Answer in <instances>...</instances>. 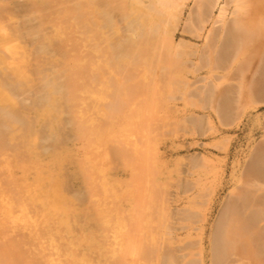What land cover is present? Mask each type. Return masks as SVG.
Wrapping results in <instances>:
<instances>
[{"label":"bare ground","instance_id":"obj_1","mask_svg":"<svg viewBox=\"0 0 264 264\" xmlns=\"http://www.w3.org/2000/svg\"><path fill=\"white\" fill-rule=\"evenodd\" d=\"M189 1L0 0V228L21 220L12 216L14 210L27 215L30 224H37V228H40V223L41 227L47 226H44V231L35 228L25 233L21 229L24 234L20 233L16 239L6 240L1 236L0 264H180L181 258L171 250L185 243L177 242L173 237L174 229L164 223L168 212L159 213L157 219L161 225L156 235H152V230L150 232L149 227L153 226L150 223L146 224L149 225L146 234L141 230L140 233L134 231L137 235L131 233L133 237L126 235L129 240L125 248L126 244L130 247L132 243V246L138 244L143 247L135 250L134 246L131 251L139 250L137 254H123L124 251L120 250L119 254L114 249L106 252L105 244H109L106 238L111 236L98 228L104 225L113 227L114 216L124 213L130 216L131 209H135L131 206L126 211L118 200L115 203L114 197H104L107 188L122 182L116 179L121 170L115 174L116 178L104 177L102 185H97L95 173L89 167L92 160L85 161L83 157L75 156L79 149L86 153L95 149L93 146L107 136L108 140L113 137L116 144L110 145L111 149L108 147L110 151L105 152V157L112 156L111 161L114 157L119 158L113 159L117 162L126 159L129 148L123 137L124 128L129 125L126 124L130 115L127 109L136 97L139 98L141 91L146 92L151 87L161 90L162 98H156L159 104L183 100L186 105L200 110L210 108L215 110L219 123L225 128L255 116L251 122L260 123L264 129V115H254L260 106H264V0H226L223 5L222 0H195L196 9L190 11L186 22L184 20L182 33L186 36L176 42L175 34L183 22ZM186 38L202 39V43ZM199 71H206L207 76L191 81L189 75ZM140 75L146 79L144 84L135 80ZM100 86L102 89L97 88ZM157 88L156 91L159 90ZM99 92H103V103L100 100L98 102L101 103H96ZM153 95L156 93H148L151 101L155 100L151 97ZM144 96L142 94L140 100L136 98L137 102H144L147 98ZM100 104L105 109V115L101 113L105 118L104 121L98 119V123L93 116L101 108L98 107ZM189 116L182 117L184 121H180L184 130L203 136L210 130V133L218 131L214 125H209L210 130L206 129L207 115ZM128 127L130 129L131 126ZM262 137L253 149H249L237 177V185L229 194L231 197L224 201L216 224L215 230L218 231L214 232L218 235H211L213 252L218 239V253L214 252L218 257L212 259L211 264H232L228 262L230 259L223 261V255L227 253L221 252V246H226V243L233 258H237V264H264ZM76 143H79V149ZM189 162L197 170L203 164L198 156L190 157ZM58 173L61 176L57 178ZM130 177L135 178L133 172H130ZM70 181L77 184L75 191L66 186ZM48 184L45 190L43 186ZM194 184L199 189L195 199L209 196L208 188L204 189L206 186ZM184 185L191 188L193 183L187 180L181 185L182 190ZM37 186L41 195L39 198L35 196L38 198L35 201L33 196ZM104 186L105 194L97 189ZM50 187L56 190H50ZM53 196L70 203L69 208L59 213L54 207L56 212H50L52 207L49 206L55 202ZM28 202H36L34 209ZM196 207L177 212L182 229H190L192 221L199 218ZM107 209L108 217L102 222V214ZM42 218L46 222L44 225L37 221ZM61 228L71 235L79 230L77 234L83 237L80 241L79 238L74 239L75 236L68 240L64 235V241H69V244H61L64 239ZM42 233L49 236L50 246H46V240V244L40 243L48 253V249L54 253L47 254L43 249L47 255L43 254L42 246L41 253L32 252L38 247L40 237H37ZM97 236L101 237L97 238L98 241ZM215 236L218 237L216 240ZM220 237L225 239V245H222ZM83 242L87 247L79 256L76 250H70L76 243L78 248L81 247ZM191 246H196V243L186 242L183 249L192 250ZM16 251L17 255L8 257ZM54 254L66 260L58 258L60 261L56 262ZM109 254L111 257H107ZM203 259L195 258L183 261V264H203Z\"/></svg>","mask_w":264,"mask_h":264},{"label":"rangeland","instance_id":"obj_2","mask_svg":"<svg viewBox=\"0 0 264 264\" xmlns=\"http://www.w3.org/2000/svg\"><path fill=\"white\" fill-rule=\"evenodd\" d=\"M221 2H222L221 5H223L226 2V0H222ZM193 9H196V3H195V0H190L188 2L187 7H186L185 12H184L183 22L181 23L179 29L177 30V32L175 34L176 42H179L181 39L184 38V36H186L182 33L183 32V26L185 25L184 20L186 22V18L190 14V11H192ZM217 13H218V11H217ZM186 39L188 41L196 42L200 45L202 43V39H196V40H191L189 38H186ZM205 76H207L206 71H199V72L192 73L189 75L191 81H193L195 79L202 80ZM140 77H142V76L140 75L138 77V79L137 78L135 79V80H137L136 82L139 83L138 80H140V82L144 84L146 82L145 81L146 79H144L143 77L142 78H140ZM141 79L143 82L141 81ZM146 86H148V85H146ZM146 86H145V89L147 88ZM97 88L99 89V88H101V86L97 87ZM155 89H153V87H151V88L147 89L146 92H145V90H143V93L141 91L139 94V98H141L142 94H143V96L146 95V97H147L146 99H144V102L143 101L137 102L136 98H138V97H136L134 99V101L135 100L136 101L135 102L133 101L134 104L131 103L132 105L130 104V107L127 109V113H129V111H130V115L132 113V116L129 115V118H126L128 122L131 120V123H128V122L126 123V124H129L128 126H131L130 129L128 126H126L124 128V131L126 133L124 132L125 137H123V138H124V141L126 140L125 145H127V147L129 148V150H128V148H126L128 150V154L125 155L126 159L123 158L125 161L124 160L122 161V159H121V161L118 160L119 162H117V160L114 161L113 159L116 158V157H114L112 159V161L114 162L113 163L111 161L112 156H110L111 158L105 157V152L109 153L110 149L112 148V146H110V145L115 143V142H113V140H114V139H112L113 137H109L110 138L109 140H111V142H110L108 140L107 136H105V138L102 141L104 143L103 146L105 147L104 150H103V146H101L102 145V142H101L100 144H98L96 146L94 145L93 148H95V149H91L92 151L90 150V152L86 153L87 151L84 150V152H85L84 153L83 149L81 150V149H79V147H77L79 145V143H76L77 144L76 147H77V149L80 150V152L78 154V151L75 147V150L77 151L75 158H78V157L82 158L83 157L82 160H84V159H85V161L92 160V162L91 161L90 162L92 164L95 163L94 164L95 167L92 164L91 165L89 164V167H91V170L95 173L97 185H99V184L102 185V180H103L102 178H104V177L116 178L115 174L119 170H121L118 173L119 178H116V179H121L122 182L115 183L113 186L109 187V189L107 188L106 190H108V191H105V192H106V195L107 194L108 195L107 196L104 195V197H106L108 199L114 197L115 203L118 200V202L122 203V208L126 211L131 209V206L134 207V209H135V210L131 209L130 216H128L125 213H124V215L114 216L112 218L113 227L111 225H108L105 227V225H104L103 227L98 228V229L104 230L107 233V235L111 236V237L108 236L109 238H106V239H108L107 241H109L108 242L109 244H107V242L105 244V245H107L106 246L107 247L106 252H108V251L111 252V250L114 249L115 251H117V253L123 252V251H124L123 254L125 252H133L134 253L136 249H139V246H140V248L142 246L137 244L138 245V248H137V245L134 244V246H136L135 250L131 251L134 248V246H132L133 243L129 244V245H131L130 247L127 246L129 239L125 238V237H127L126 235L129 234V236H130L131 233L133 235H137V234H134L135 233L134 231H138L140 233L141 230H143V233L146 234L147 231L149 232V230L146 229V227H149V225H146V224H149V223L153 224V226H154L153 227L151 225L152 227L151 226H150L151 228L149 227L150 232L152 230V235H156L157 231H160L158 229V227L161 225L160 219H157L159 213L162 214L164 212H168V215L165 217L164 223H166L167 226L174 229V232H173L174 236L173 237L175 238V240L177 242L181 241V243H185V244H186V242H187V244H193V242L196 243V246H191V247H193L192 250L183 249V246L185 244H182V246H180V247L175 246L176 248H172L171 251L174 254H176L178 257L181 258L180 264H183V261L187 262V261H189L191 259H195V258L201 259V257L204 258L203 264H211L212 259H214L215 257H218L217 254H214V252L218 253V251H217L218 250V248H217L218 247V239H217L218 237L217 236H215V240L217 239V241H215L217 243L216 250H214V252H213V248H211L212 247L211 235H213L215 231H218V230H215L216 227H218V226H216V224L218 225V216H220L221 210H223V207L225 204L224 201L228 200L231 197V196H229V194H231V191H233L237 185V182H236L237 177L239 176V174H240V172H241V170L245 164L249 149H253V147L256 146L259 143V141L262 140V138H263L262 136H264V129L262 128V125L260 123H252L251 122V119H253L255 116L250 117V118H245L242 123H239V125L235 124L233 127L225 128V127H222V125L219 123V121L216 117V114L214 112L215 110H213V111H212V109L209 110L210 108L203 109L204 110L203 111L202 109L200 110V108H198V107H197L198 108L197 109L196 106H192L189 104L186 105L183 100L182 101L177 100L174 102L171 101L170 102L171 104L160 101L161 103L159 104V103H157L156 98L158 96L160 97L158 99L162 98L160 96L161 90L159 89V87L157 88V89H159V90H157L159 92H157ZM154 91L156 93V96L153 95L151 97L152 98L155 97V100L153 98L151 101V99L148 98V93L155 94ZM101 93L100 94H101L102 98H101V96L99 98V95H100L99 94L98 98L96 99V101H97L96 103H101L102 100H104L103 92H101ZM144 93H147V94H144ZM216 96H217V94H216ZM91 97L93 98V96H91ZM139 98H138V100H140ZM143 98H145V96ZM93 100H95V98H93ZM98 100H100L101 102H98ZM146 100L150 101V102H147ZM93 102H95V101H93ZM140 102H141V104H140ZM142 103H143V105H142ZM135 104L136 105L139 104V105H138V107L136 106L135 108H133L132 106H135ZM101 105L102 104H100L98 107H101L100 109L103 110ZM139 106H141V107H139ZM156 106H157V108H156ZM150 107H152V108H150ZM144 108H145V110H144ZM161 108H162V110H161ZM169 108L170 109L172 108V109L170 110ZM100 109H98V112L97 111L95 112V114H98V113L99 114L98 115L94 114L95 117L93 116V118H96L97 121H98V119H101V121L102 120L104 121L105 117H103V115H105L104 114L105 109L103 110V112H102V110L100 112ZM133 109H135L134 110L135 113H134V111H132ZM136 109H138V110H136ZM108 111H110V110H108ZM109 113H111V112H109ZM190 114L192 116L196 115L198 117L200 115H201L200 117H203V116L205 117L207 115L206 116L207 118H205V120H207V121H205V122H207V124H205L206 129L210 128L209 125L210 126L214 125L218 131L216 133H210V131H211L210 130L211 128H210L209 129L210 131H208L209 133L206 132V135L203 136V135H199L198 133L194 134L191 131L184 130L182 124H180L181 123L180 121H182L184 119V117H190L189 116ZM257 114L260 116L264 115V106H260V108L255 111L254 115H257ZM166 115H168V116H166ZM182 117H183V119H182ZM96 120H93V121H96ZM208 120H210V121H208ZM97 121H96V123L94 122L96 125L99 123L100 120L98 121V123H97ZM109 121H111V120H109ZM209 122H210V124H208ZM89 129H90V126H89ZM91 129H92V127H91ZM108 134H110V133H108ZM105 139H106V142H105ZM120 140L122 141L123 139H120ZM218 142H220V143H218ZM115 144L113 146H115ZM220 144H221V146H220ZM108 147L110 149H108ZM105 149H106V151H105ZM100 152H101V154H100ZM19 154L17 156H19ZM95 154L101 155V157H99L98 155L96 156ZM91 156H92V158H91ZM192 156H198L200 158V161H202L200 163H203L201 169H199V170L194 169L190 165L189 160H190V157H192ZM89 158H91V159H89ZM116 159H119V158H116ZM109 161H111L112 164L109 163ZM97 162H99V163L97 164ZM114 164H117V165L114 167ZM97 165H99V166L97 167ZM110 165H113V166H110ZM97 171L100 173L101 176L99 175V173ZM101 171H102V173H101ZM130 172H131V174H132V172L134 173V175H135L134 179H132L130 177ZM58 175L59 176H55V177L58 178L61 176L59 173H58ZM187 180L192 181V183H193L192 186H194V187L191 186V188H190L189 187L190 185H189L188 186L189 188H185L187 185L186 186L184 185V187H183L184 190H190V189L194 188L192 191H189V192H185L184 190H182V187H181V185H183ZM52 181L55 182L54 179H52ZM99 181H100V183H99ZM194 182H196L200 186H203V185L206 186V187H204V189L206 190L208 188L209 196H207L206 198H203V199L202 198L201 199L200 198L195 199V197H196L195 194H196V192H199V189H198V186L196 184H194ZM129 183H132V184H129ZM49 185L50 184L43 186V187H45V190L48 188L47 186H49ZM76 185L77 184H74V181H70L68 183V185H66V186L69 187V189L71 191H75V189L78 188ZM62 186L64 188H66L64 186V184ZM195 186H197V187H195ZM38 187L39 186H37V191H36L37 195L35 194L33 196L32 194H34V193L31 194L34 197L33 199L35 201H36V199H38L40 197L38 195H41V191L38 189ZM64 188H63V190H64ZM49 189L50 190H56L55 188L53 189V187H52V189H51V187ZM97 189L104 193L105 186L102 188L101 187L97 188ZM41 190H42V188H41ZM38 192H39V194H38ZM109 195H110V197H109ZM35 196L36 197L38 196V198H36ZM53 197L55 199V202L52 201L51 206H49V208L52 207L50 209L52 211H50L48 209L50 212H53V210H54V212H56L55 211V209H56V210H59V213H63L66 211L67 208H69L70 203L66 202V200H63V198H59L58 200L61 199L60 200L61 203H58L57 197L56 198H55V196H53ZM114 198H112V199H114ZM33 202H28V204H30V207L33 206V209H34L35 205H33V204H35L36 202L35 203H33ZM108 202H112V200L108 201ZM56 203H58L59 205ZM113 203H114V201H113ZM64 204H67V205H64ZM109 205H110V203H109ZM114 205H116V204H114ZM114 205H112V207ZM192 206H197L196 208H197V211L199 214V218L192 221L194 223L191 222L192 224H191L190 229H182L183 227H182L181 222L179 221V217L177 216L178 215L177 212L179 210L187 209L188 207H192ZM54 207H55V209H54ZM149 207H152L153 209L151 210ZM46 208H48V206H46ZM147 208L150 209V213L147 212ZM33 209L31 211H33ZM60 209H62V210H60ZM29 211H30V209H29ZM49 211H48V213H50ZM107 211H108V209L105 211V213L102 214V216H103V218L101 217L102 222H104V220L108 217ZM151 211H153V213ZM51 215H53V214L51 213ZM12 216L20 217L19 219H21V220H18L19 222H16V223H10L9 225L7 224L4 227L0 228V237L2 236L6 240H10L13 238L16 239L18 237V235H20V233H21V235L24 234L21 232L23 230L26 233V230H29V232H31L33 229L37 228L36 227L37 224L31 225L30 222L27 220V215L20 212L19 210L12 211ZM47 218H49V217H47ZM37 221L42 222L43 225L46 223L44 219L43 220L39 219ZM138 225H140V226H138ZM44 226L47 227L46 225H44ZM44 226H42L43 227L42 228L41 223H40V226H39L40 228H37V230L42 229L44 231V229H45ZM77 228L79 229V227H76V229ZM107 229H111V230L107 231ZM144 229H146V232H144L145 231ZM60 230H61L62 236L64 237V235H66V237H68L66 239H68V240L73 239L70 237L75 236L74 239L77 240V238H79V241H80V239H82L80 237H83V235L80 236L79 234H77V232H79V230L78 231L76 230L77 232L75 231L76 233H74L73 235L66 234L68 231L64 230V228L63 229L61 228ZM97 231H99V230H97ZM63 232L65 234H63ZM99 232H101V231H99ZM132 234H131V237H133ZM41 235L43 238H41ZM41 235L37 237V239L39 237L41 238V240L39 238V242H37L38 247H35V249H33L34 251H32V252L41 253V251H43V254H45V251H47V250H45L46 247L44 249V247H43L44 245L41 243L44 242V244H46L48 242L46 244V246H48L50 243L49 236H45V233H42ZM78 235H79V237H78ZM214 235H218V232L215 233ZM145 236H143V237H145ZM63 237L59 238V239H63ZM148 237L149 236H147L146 238H148ZM97 238L101 239L100 236H97L96 237L97 241H98ZM106 239H104V241ZM149 239H151V237ZM45 240L47 242H45ZM64 240H65V237L60 243L61 244H64V243L69 244L68 243L69 241L67 242ZM147 240L148 239H146L145 241H147ZM221 240H223L222 245H225V243H226L225 239L221 238ZM104 241H103V243H104ZM75 242H77V241L74 240V243ZM126 242H127V244H126V248H125L124 245ZM147 242H149V240ZM39 243H40V245H38ZM78 243H76V244L79 245ZM144 244H146V242ZM77 245L75 247H73L74 249L72 248L70 250L71 251L76 250L75 253L77 252L78 256H79L80 253L82 254L84 252L85 247H87V243L83 242L84 246L81 244V247L79 246L80 249L78 248ZM108 245H112L113 248H112V246L108 247ZM34 246H36V244ZM41 246H42V249H41V251H39ZM226 246H228L227 243H226ZM226 246H221V252L223 254L227 253V254H225V256L223 255V257L225 259L223 261L227 262L230 259L232 262L231 261H228V262L234 264V262L236 261L237 258L236 257L233 258L229 246L227 247V250H225ZM114 247L117 248L118 250L115 249ZM189 247H190V245H189ZM222 247H223V250H222ZM77 248L79 250H81L82 252L77 251ZM123 248H125V249H123ZM48 250H50L49 253H54V252H52L53 250L52 251H51V249H48ZM138 251H136L135 253L137 254ZM228 251H230L231 254ZM164 252H166V251L164 250ZM15 253L9 254L8 257H14L15 255H17V251ZM46 253L49 254L48 251ZM71 253L72 252H70L69 254L71 255ZM47 254H45V255H47ZM201 254H202V256H201ZM210 254H211V256H210ZM213 255H217V256H213ZM60 256L61 255L56 256V254H54L53 259L56 258L55 259L56 262H59L60 260L58 258H61ZM230 256L234 260H232ZM107 257H111V254L107 255ZM61 259H64L62 261L66 260L64 257H62ZM103 263H106V262H103ZM134 263H135V261H134ZM107 264H111V263H107ZM235 264H237V262H235Z\"/></svg>","mask_w":264,"mask_h":264}]
</instances>
